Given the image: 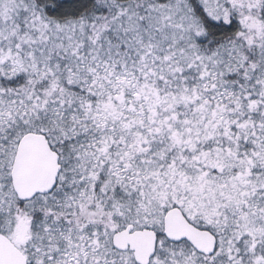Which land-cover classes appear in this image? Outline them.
I'll list each match as a JSON object with an SVG mask.
<instances>
[{
  "label": "snow or ice",
  "instance_id": "1",
  "mask_svg": "<svg viewBox=\"0 0 264 264\" xmlns=\"http://www.w3.org/2000/svg\"><path fill=\"white\" fill-rule=\"evenodd\" d=\"M0 264H264V0H0Z\"/></svg>",
  "mask_w": 264,
  "mask_h": 264
}]
</instances>
